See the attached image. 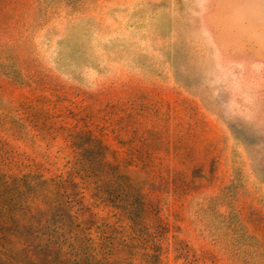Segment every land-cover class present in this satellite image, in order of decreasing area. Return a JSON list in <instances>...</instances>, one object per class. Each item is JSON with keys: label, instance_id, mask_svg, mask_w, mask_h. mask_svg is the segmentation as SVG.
Returning a JSON list of instances; mask_svg holds the SVG:
<instances>
[{"label": "rangeland", "instance_id": "374dc122", "mask_svg": "<svg viewBox=\"0 0 264 264\" xmlns=\"http://www.w3.org/2000/svg\"><path fill=\"white\" fill-rule=\"evenodd\" d=\"M0 264H264V0H0Z\"/></svg>", "mask_w": 264, "mask_h": 264}]
</instances>
